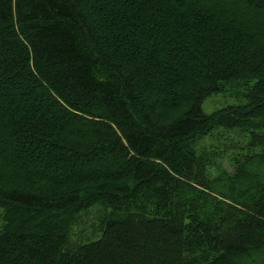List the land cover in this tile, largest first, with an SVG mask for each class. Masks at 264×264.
<instances>
[{"label": "trees", "instance_id": "1", "mask_svg": "<svg viewBox=\"0 0 264 264\" xmlns=\"http://www.w3.org/2000/svg\"><path fill=\"white\" fill-rule=\"evenodd\" d=\"M0 208V264H264V0H0Z\"/></svg>", "mask_w": 264, "mask_h": 264}, {"label": "rangeland", "instance_id": "2", "mask_svg": "<svg viewBox=\"0 0 264 264\" xmlns=\"http://www.w3.org/2000/svg\"><path fill=\"white\" fill-rule=\"evenodd\" d=\"M242 89L243 87H239V85L224 86L220 92L204 99L202 103L204 112L211 114L212 112H216L229 105L243 102V99L235 96V94ZM245 138L246 137H243V134L238 133L237 131H226L222 128H216L208 135L200 138L199 145L207 149L205 151H208L209 149L217 151L219 153L218 160L224 166L231 168L228 163V158L235 151V148H246L245 145H241L246 141ZM237 141L238 144H235ZM79 216L81 218L77 225L73 227V235L76 238H81L80 240H90L91 238L86 234V232H90V230L94 231L96 226V223L94 222L96 218L94 208L83 210ZM2 224L3 215L2 209L0 208V226Z\"/></svg>", "mask_w": 264, "mask_h": 264}]
</instances>
